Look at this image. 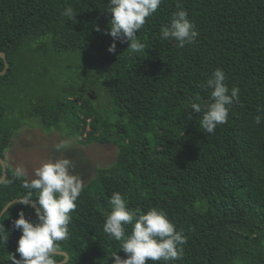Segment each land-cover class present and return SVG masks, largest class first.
<instances>
[{"label": "trees", "instance_id": "obj_1", "mask_svg": "<svg viewBox=\"0 0 264 264\" xmlns=\"http://www.w3.org/2000/svg\"><path fill=\"white\" fill-rule=\"evenodd\" d=\"M107 3L0 0V53L9 64L0 76V159L6 163L24 121L118 148L79 198L71 236L60 242L65 264H112L120 248L103 222L114 191L126 193L130 207L159 206L185 229V257L176 264H264V0H181L200 33L185 48L159 38L176 10L177 0H165L137 33L148 45L142 54L119 42L108 52ZM68 6L75 19L61 16ZM217 67L229 87H240L241 103L208 134L187 104L196 93L207 99L199 85ZM6 166L0 206L26 193ZM21 210L35 219L34 209L15 205L0 218L6 232ZM19 236L12 230L0 244V264H10Z\"/></svg>", "mask_w": 264, "mask_h": 264}, {"label": "clouds", "instance_id": "obj_2", "mask_svg": "<svg viewBox=\"0 0 264 264\" xmlns=\"http://www.w3.org/2000/svg\"><path fill=\"white\" fill-rule=\"evenodd\" d=\"M164 2L108 0L106 12L111 15V20L106 34L113 40L108 52L114 54L119 42L127 44L130 53H146L148 45L141 41L137 33L150 23ZM76 15L71 6L61 12V16L69 20L75 19ZM96 30L99 31V27ZM199 35L188 10L182 6L181 0H177L176 10L160 27L159 38L174 41L178 48H185L194 45ZM227 79L223 68H215L199 85L201 92L207 93V99L196 93L188 100L187 112L191 109L202 114L199 127L208 134H214L219 125L226 124L231 109L241 103L240 87H229ZM191 118V113H188L187 119ZM253 122L260 125L261 116H255ZM61 127L64 128V125L61 124ZM66 133L67 129H64L61 135ZM67 146L68 141L61 139L54 149L59 152ZM12 177L22 180L26 193L0 206V218L8 214L9 208L22 205L34 209L35 219L21 210L9 231L6 232L4 224L0 223V244L7 245L10 231L20 233L15 253L8 254L10 264H65L68 257L60 250V242L71 236L70 225L85 189L84 180L74 172L72 160L47 159L35 169L33 177H29L23 164H17L12 170ZM107 204L103 232L109 239L118 242L120 248V251L111 254L112 264H176L184 259L188 236L185 229L177 228L165 210L159 206L149 207L146 211L130 207L127 194L119 191L111 193ZM121 251L125 258L118 255ZM54 256L63 259L58 261Z\"/></svg>", "mask_w": 264, "mask_h": 264}, {"label": "rangeland", "instance_id": "obj_3", "mask_svg": "<svg viewBox=\"0 0 264 264\" xmlns=\"http://www.w3.org/2000/svg\"><path fill=\"white\" fill-rule=\"evenodd\" d=\"M19 130L6 152V163L12 168L23 164L29 177H33L35 169L47 159L68 158L74 164V172L81 176L87 186L96 170L109 167L118 154V148L114 145L79 144L75 139L63 137L57 131L46 133L40 126L30 122L24 121ZM61 139L67 140L68 146L57 152L54 145Z\"/></svg>", "mask_w": 264, "mask_h": 264}, {"label": "water", "instance_id": "obj_4", "mask_svg": "<svg viewBox=\"0 0 264 264\" xmlns=\"http://www.w3.org/2000/svg\"><path fill=\"white\" fill-rule=\"evenodd\" d=\"M0 58H3L4 59V61H5V69L2 71V72H0V76L1 75H4L6 72H7V70H8V67H9V64H8V61H7V59H6V56H5V54L4 53H0ZM0 162H2V167H3V175H2V178L0 179V184L1 183H3L4 181H5V178H6V175H7V172H6V170H7V166H6V163H5V161L4 160H2V159H0ZM6 166V167H5ZM63 253H65V252H63ZM66 255H67V257H68V254L67 253H65ZM68 260V259H67ZM66 260V261H67ZM65 261V262H66Z\"/></svg>", "mask_w": 264, "mask_h": 264}, {"label": "bare ground", "instance_id": "obj_5", "mask_svg": "<svg viewBox=\"0 0 264 264\" xmlns=\"http://www.w3.org/2000/svg\"><path fill=\"white\" fill-rule=\"evenodd\" d=\"M7 176V175H6ZM6 179V178H5Z\"/></svg>", "mask_w": 264, "mask_h": 264}]
</instances>
